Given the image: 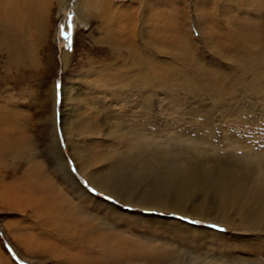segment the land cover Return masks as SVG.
Returning a JSON list of instances; mask_svg holds the SVG:
<instances>
[{"label": "rangeland", "instance_id": "374dc122", "mask_svg": "<svg viewBox=\"0 0 264 264\" xmlns=\"http://www.w3.org/2000/svg\"><path fill=\"white\" fill-rule=\"evenodd\" d=\"M153 1L148 0V5L113 1L115 8L135 12L139 26H143L144 8L150 6L147 16L151 21L159 17L166 30L161 29L158 37L151 23L147 27L150 41L145 43L140 34L136 36L139 52L151 60L149 80L116 89L102 83L101 78L111 66L122 67L127 54L104 43L107 35L102 21L93 18L88 25L81 22L78 0H67L61 8L54 2L49 10L48 35L21 67L10 62L9 52L1 46L0 0V264H137L132 259L117 262L98 246L97 238L117 232L141 239L147 250L158 245L167 251L178 249L181 259L188 258L187 253L223 262L264 264V232L250 231L248 226L254 206L259 198L264 200V0H257L260 6L254 4L256 0H235L239 4L231 0ZM179 25L186 26L187 33L182 36L198 59L192 65H185L171 53L177 48L167 38L178 32ZM61 26L64 32L72 33L71 47ZM65 54L70 56L67 65ZM35 58L38 61L33 62ZM64 89H71L76 98L86 97L77 101L81 108L69 96L63 100ZM74 107L77 116L70 114ZM95 107L108 113L94 126L101 133L94 138H74L73 129L79 125L89 128L86 122L97 117ZM1 109L8 115H12L10 111L22 113L21 132L30 137L39 154L29 162V166L40 165L37 177L62 181L71 199L74 197L72 201L100 218L88 225L92 230L86 237L78 238L75 233L79 229L73 228L71 234L59 236L44 217L32 216V207L26 214L17 202L12 207L2 201V186L23 177L27 164L21 158L9 157L1 166ZM123 121L127 124L123 130L106 126L114 122L122 125ZM139 136L143 143L136 142ZM71 144L84 151L80 158H75ZM32 155L29 151L28 158ZM62 157L87 193L78 195L80 199L60 177ZM81 164L88 176H128L141 170L136 196L156 187L173 188L169 175L191 169L196 180L178 178L176 192L187 186L183 193L189 207H205L203 213H196L202 219L126 205L98 190L81 173ZM230 184L244 190L237 200L231 198ZM97 223L100 229L96 233ZM173 252L160 262L168 264L175 258Z\"/></svg>", "mask_w": 264, "mask_h": 264}, {"label": "bare ground", "instance_id": "6f19581e", "mask_svg": "<svg viewBox=\"0 0 264 264\" xmlns=\"http://www.w3.org/2000/svg\"><path fill=\"white\" fill-rule=\"evenodd\" d=\"M113 1L114 0H78L79 9L77 14L79 19H81V22H84L86 25H88V22L93 18L102 21L101 24L104 25L102 27V31H104L107 35V39H104V43L114 45V48L119 50L120 53L124 51L127 54L126 56H123L124 65L122 67L111 66L112 69H110V72H107L106 75L101 78L102 83L106 82L113 88L116 87V89H122L124 87L132 88L134 84L133 82L137 83L142 79L149 80L147 72L149 71V65L151 62L150 59L143 57V55H141L139 52V49L135 43L136 36L140 34V36H138L141 37L145 43H147L150 41L147 27H149L151 23L154 29L158 30L157 33L155 31V34L158 37L160 35L159 31L161 29L165 30V26H163V23L159 20L160 18L158 16V19L155 18L152 19V21L151 18L147 16L150 6L144 8L145 13L141 14L144 15L142 16L144 18V21L142 22L143 26H139L138 22H136V18H134L135 12L129 13L128 9L126 8H115L113 6ZM134 1H139L141 5L142 3L148 5V0ZM54 2L61 5V8L66 4L67 0H1V46L3 49L9 52L10 62H12L17 67L25 66L27 62L30 61L29 59L31 56L35 55V46L43 44L44 37L48 35L47 32L50 19L49 10L51 9V6L54 5ZM152 2L154 1L152 0ZM230 2L239 4L235 0H231ZM69 3L70 2L68 1L67 4L69 5ZM254 4L257 6L261 5L257 0L254 1ZM204 12L205 11H199V14ZM201 16L202 15H200V17ZM203 16L201 18H203ZM121 19H125L126 22L122 23ZM207 23L205 21L206 26ZM205 24L204 27L201 26L203 30L205 28ZM177 31L178 34L171 33V38H167L168 40L171 39L177 48L176 52L171 53H174L175 58L185 65H192L198 59L195 58L192 47L188 45L186 38L182 36V33H187V28L186 26L179 25ZM204 38L206 39V37ZM161 49L165 52L169 51L167 48ZM35 60L38 61L36 58L32 61L34 62ZM63 60L65 65H67V63L70 61V56L68 54L63 55ZM155 69L159 70L160 68ZM130 72L133 73L129 75L128 73ZM170 72L174 73L178 71L171 70ZM200 74L203 73L201 72ZM113 82L116 83L117 86L114 85ZM93 86L96 85L93 84ZM103 87L105 90L106 86L103 85ZM71 91V89H64L63 100L65 101L70 97L69 100L71 102H75L77 106L81 108L82 103L77 101H83L86 97L78 95L76 98L72 95ZM74 108L70 110L71 116H77L76 108ZM101 110H103V108H94V112L96 113L97 117L94 120L86 122L89 128L79 125L80 122L77 117L76 121L78 122L79 126L72 130L74 138H79V136H86L87 138L98 137V134L101 133V130L97 131L94 126L98 125V121L100 119L103 121V119L108 116L107 111L103 110L104 112H102ZM10 112L12 115H8L6 109L1 111V166L3 165L2 162H4L5 165L6 159L13 157L14 159L21 158L22 161H25L27 164V169L25 172H23V177L21 176L22 178L20 177V179H17L14 183H11L6 187L2 186V201L4 200V204H9L12 207L15 205V202H17V205L23 207L21 212L26 214L27 209L32 207V216L35 215L37 217H44V222H46L54 231H58L59 236L64 237L68 233L71 234L70 229L73 228L79 229L75 233H78V238L86 237L87 235L85 236V233L88 232V230H92V228H89L88 225L92 224L93 226V223L100 220V218L95 214L90 213V211L87 212L81 207V205L79 206L78 201L77 203L72 201L74 200V197L71 199L70 195L66 192L67 189H65L63 187V183H61L62 181H54L49 179L47 176L37 177L40 175L42 170L40 165L36 163L29 166V162L33 161V158L39 157V154L35 147L30 144V137H25L24 132H21V129L24 128L21 124L23 121L22 113H18L16 111ZM55 117L56 116H54L53 119L54 122ZM80 117L81 115L79 118ZM126 125L127 124L123 121L122 125L114 122L106 126L113 130L121 127V130H123ZM19 131L21 133H19ZM66 136L68 137L67 134ZM136 142L143 143L142 136H139ZM55 146L58 148L59 152L63 154L62 150L59 148V145H57V142H55ZM69 147L77 159L80 158L79 153L82 154L84 152L79 148H74L72 144ZM29 151L33 152V155L30 158H28ZM3 158H5V160H2ZM80 168L81 173L86 175V169L84 168L83 164L80 165ZM189 170L192 172L180 170L179 173H171L169 175L174 183L173 188H167L165 186L162 188L156 187L153 188V190L141 191L139 196H136V194L138 193L137 184L140 183L141 176L143 175L141 170H135L134 174L128 175L130 177L120 175L117 176L114 173H109L102 177H99L95 174H91V176L86 175V177L97 187L98 190L104 192L105 194L116 197L118 201L123 202L126 205L147 208L149 210L176 212L193 218L202 219L201 217H198L196 213H203L205 211V207L204 205H191L189 207V199L183 193L187 191V186H181L182 191L176 192V189L179 187L177 182L178 178L182 177L193 182L196 180L195 171L191 169ZM59 174L75 195H85L86 191L80 186L74 175L69 171V165L66 163V161L64 162L63 157L59 163ZM230 188L231 198L233 200H237L244 193V190L241 186H233L230 184ZM252 212L253 214H250L249 217L251 222L248 225L249 230L255 232H264V200L259 198ZM95 227L96 228L94 229L97 233V231L100 229V226L97 223L95 224ZM88 234L90 233L88 232ZM73 238L75 239V237ZM136 238L137 237L134 236L128 238L123 236L120 232H117L116 234L109 233L97 238V243L98 246L101 245L102 248H105V251L115 261L122 262L132 259V261L137 264H140L138 261H148L150 264H166L160 262V260L164 259L168 252H173V250H175L173 249L172 251H167V249L163 250L162 248H160L162 249L160 250L158 249L159 245L157 246L158 248L150 246L149 248L151 249L147 250V246L145 247L146 244L143 243L141 239L138 240ZM94 239L95 238H92V240ZM177 250L173 252L176 253L175 258L172 259L168 264H244L242 262H232L230 260L228 262H223L216 259H208L202 256L190 257L191 255H187L185 252L184 255L185 257L188 256V258L185 259L183 257V260L177 254L181 252Z\"/></svg>", "mask_w": 264, "mask_h": 264}, {"label": "snow or ice", "instance_id": "6c2138e0", "mask_svg": "<svg viewBox=\"0 0 264 264\" xmlns=\"http://www.w3.org/2000/svg\"><path fill=\"white\" fill-rule=\"evenodd\" d=\"M69 28H71V17H69ZM61 32H62V35H63L64 39L66 41H68V46L71 47V41H72V33H71V31L64 32L63 31V26H61ZM69 163H71V161H69ZM72 171L75 172L76 169L73 168Z\"/></svg>", "mask_w": 264, "mask_h": 264}]
</instances>
